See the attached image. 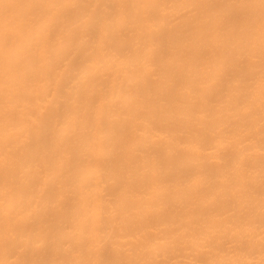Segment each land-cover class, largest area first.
<instances>
[{
	"label": "bare ground",
	"instance_id": "6f19581e",
	"mask_svg": "<svg viewBox=\"0 0 264 264\" xmlns=\"http://www.w3.org/2000/svg\"><path fill=\"white\" fill-rule=\"evenodd\" d=\"M0 264H264V0H0Z\"/></svg>",
	"mask_w": 264,
	"mask_h": 264
}]
</instances>
